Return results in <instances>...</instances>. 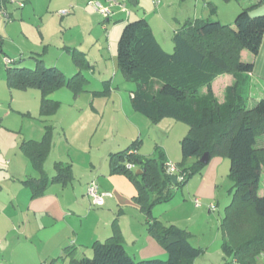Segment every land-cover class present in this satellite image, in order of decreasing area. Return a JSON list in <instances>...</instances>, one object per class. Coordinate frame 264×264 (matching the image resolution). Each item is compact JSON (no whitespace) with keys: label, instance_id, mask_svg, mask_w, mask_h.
Instances as JSON below:
<instances>
[{"label":"trees","instance_id":"trees-1","mask_svg":"<svg viewBox=\"0 0 264 264\" xmlns=\"http://www.w3.org/2000/svg\"><path fill=\"white\" fill-rule=\"evenodd\" d=\"M260 3L264 0L248 6L240 3L234 24H227L211 19L215 6L208 2L209 17L187 18L172 36L171 52L155 39L144 17L125 21L116 58L119 71L135 84L131 92L133 109L152 123L168 117L188 126L179 140L181 159L174 163L175 174L167 171L169 161L159 145L152 156L138 152L140 140L109 154L110 173L124 174L132 181L136 189L133 201L146 216L148 233L164 248L166 256L135 259L126 251L121 233L115 228L112 235L91 244L90 256L79 257L73 245L65 247L69 264H194L203 248L192 244L187 230L152 216V208L171 200L174 188L184 186L191 176L202 172L214 156L228 159L232 183L231 201L219 224L223 257L238 264H255L264 253V194L258 193L264 167V91L258 100L249 103L248 74L254 64L241 57L242 50L253 56L259 51L264 12L251 9ZM1 43L0 38V52L5 53ZM70 53L79 69L71 76L56 66L45 65L39 55L29 56L35 59L30 67L21 63L22 57L16 60L5 54L9 59L8 87L38 89L40 115L54 114L60 102L48 95L63 86L77 95L87 82L81 70L91 67L81 51L72 49ZM223 73L232 74L234 80L226 86L220 101L213 93L212 82ZM107 91L105 86L98 93ZM51 137L52 126L45 125L41 140H25L20 145L39 173V177L23 181L32 197L44 193L52 182L64 184L72 179L71 165L63 162L55 163L51 177L46 175L43 163L51 148ZM203 153L208 154L206 163L200 161ZM189 158L194 160L188 163ZM172 175L176 183L171 181Z\"/></svg>","mask_w":264,"mask_h":264},{"label":"crops","instance_id":"crops-1","mask_svg":"<svg viewBox=\"0 0 264 264\" xmlns=\"http://www.w3.org/2000/svg\"><path fill=\"white\" fill-rule=\"evenodd\" d=\"M138 1L139 0H131V2H135L134 5L136 6ZM256 2L257 0H242L241 5L248 6ZM159 7L160 5L158 8ZM196 7L197 2L194 4L193 15H191V11L186 13L182 19L176 20L178 23L181 22L177 24V26L170 24L165 17V12L161 10L160 14L159 9V19L161 23L157 25L161 27L160 34L164 40L163 43L157 40L154 27L148 20V10L140 6V10H137L138 13L136 15L144 17L148 21L155 39L162 47V44L172 47V36L176 29L179 28L187 18L203 16L200 15L202 13H198ZM114 9V12H120L119 16L117 14V16H114V18H117L115 21L120 20L123 23L124 20L129 18L122 19L123 13L125 12L124 7L120 8V6H117ZM149 10L153 12L151 9ZM251 10L254 12H264V3L252 7ZM130 13V11H127L128 16H130ZM110 21L111 19L106 16L103 23L101 22V24L96 25L95 29L97 31L95 32V37L90 39L91 47L96 48L95 54L101 57H104V54L101 52L102 48H100L103 42V32L106 33L104 36L105 41L109 42L111 33H115V27L121 25L118 23L109 26L108 22ZM83 44L84 41H79L78 43L76 39L65 41L62 45V49L70 54L69 61L64 60L63 62H65V64H63V62L57 60L51 63V66L60 68L65 75H73L75 72L79 71V69L72 60L70 50L76 49L81 51L91 65L90 68L81 70L87 80L83 91H87L86 88L88 87L89 79L83 72L92 71L95 65L89 59L88 51L84 49ZM31 55H39L43 62L45 61L43 53L30 52L28 56ZM241 57L244 60L252 61L254 64L252 72L248 74L249 86L247 90L248 101L252 104L262 96L264 91V33L257 55L253 56L247 50H242ZM33 60L35 65V59ZM69 63H73L74 66H71ZM102 74L103 75H100V77H96L98 82L101 81V89L89 91L91 97L110 94L113 90L111 80L116 76V70L114 69L113 75L111 76L105 72ZM233 80V75L230 73H223L214 79L212 82V90L218 100H223L224 90ZM105 86L108 87V91L103 94L98 93L104 90ZM132 90L130 91V110H124L122 107L119 108L121 119L125 124L124 127L121 129H118V127L114 129L113 132L116 133L115 139L113 138V140L109 141L106 146H102V148L100 147L101 145H97L96 154L90 152L93 147L92 140L89 143L86 155H82L79 151L78 155L73 153L75 147H73L74 143L72 142L74 141H72V137L76 139L83 131H87L90 125L86 120L79 121V113H82L81 111H83L84 105H79V103L72 104L70 107L72 111H75V114L70 112L72 117L69 122L65 124L63 119L58 117L57 112L59 107L52 115H40L39 102L38 115L43 117L41 120V133H39V137L36 138L29 137L22 139L18 147L23 153L20 147L23 141L30 139L36 141L41 140L44 135V126H52L51 148L43 163L44 171L47 176L51 177L55 173L56 162L69 163L72 169V179L64 184L52 182L47 186L44 193L32 197L30 188L25 185L23 181L27 178L39 177L38 171L32 166L30 159L24 153V156H20L18 159L19 167L15 166L14 169H11L10 166L11 163L14 162V159L8 161L7 164L11 171H8L9 174L7 177H2L0 179V192L2 189L5 190L4 194L2 196L0 195V264H69V258L64 255L65 247L73 245L76 248V255L79 257L82 255H89L91 254V244L95 240L106 239L114 233L115 228H118L121 233L122 242L126 251L135 259L152 257L164 258L166 256L164 248L148 233L146 216L133 201V195L136 189L132 181L124 174L110 173L109 154L127 147L135 140H140L141 143L138 152L144 156H152L156 145H159L164 150L169 162L176 163L181 159V153H179V151L177 153L176 151L175 141L172 139V145L167 141L169 137L168 133L166 134L167 138L165 137L159 142L155 141L151 149L147 150L146 147H144L142 141L144 134L154 125H161L164 121L171 118L166 117L157 123H152L146 116L135 111L131 105ZM80 93L73 95L76 98ZM53 100L59 101L57 97L56 99L53 98ZM89 104L97 115L98 111L93 105V98H91ZM101 121L102 117H99V119H97L98 126ZM172 121L173 122H168V125L165 127L173 128L180 123H184L174 119H172ZM68 124L75 130L70 137H67ZM56 125H60L63 129V138L59 134L54 138L53 133ZM98 126L95 127L94 134L97 132L96 129H98ZM179 127L180 131H178V137H176V147L178 148L180 134L185 135L188 131L187 124H180ZM77 156H80L82 159L78 157L80 159V161H78ZM193 160V158H189L188 163H191ZM51 164H53L54 173L50 175L48 174V170L51 169ZM225 172H229L228 159L222 156L212 157L202 172L194 174L188 179L184 185L186 194H182V200L172 204L176 212L178 210L181 211L180 214L175 212L171 213L172 215L164 214L165 210L167 213L168 210L172 209L170 206H166L171 202H167L153 206L152 216L156 217L164 224H174L187 230L190 234L191 242L194 238L196 239L198 235H205L202 229H205L207 222L213 220L212 213L218 209V199H220L218 196H221L223 193L220 189V185L221 183L225 184L227 182L226 179H228L224 175ZM90 181H95L101 191L110 194L104 196V202L100 206H93L86 195V187ZM231 185L228 189V194L231 193ZM186 197L190 199L186 200ZM195 198L200 201L199 206H195ZM210 204H214V210L209 209ZM161 206L163 207L159 208ZM161 209H163L162 212L160 211ZM185 209H189L191 212L183 214L185 213ZM201 227L203 228L201 229ZM217 235L218 234H215L214 239L218 237ZM221 241L222 238L220 240V248ZM197 243L196 246L203 249L206 244L208 246V243L205 241H198V239Z\"/></svg>","mask_w":264,"mask_h":264},{"label":"rangeland","instance_id":"rangeland-1","mask_svg":"<svg viewBox=\"0 0 264 264\" xmlns=\"http://www.w3.org/2000/svg\"><path fill=\"white\" fill-rule=\"evenodd\" d=\"M91 1L95 0H0V38L2 40V49L12 59L17 60L22 57L21 63L23 65L30 67L34 66V60L28 56L30 52L43 53V58L45 60L44 64L47 66L52 65L51 63L57 60L61 62L64 60L69 61L70 54L62 49L63 43L69 39H76L78 43L79 41H84L83 47L88 51V57L95 65L92 71L83 72L89 79L88 87L86 88L87 91L81 92L75 98L72 91L63 86L48 95L49 98L56 99L57 97L60 101L57 114L59 118L63 119L65 124H67L72 117L70 112H75L71 110L70 106L74 103L84 105V109L81 111L82 113H79V121L86 120L90 125L87 131H83L76 139L72 137V141H74L72 142L74 143L73 147H75L73 153L77 155L78 151L82 155H86L91 140L93 147L90 152H92V154L97 153L95 152L97 150V145H101L100 147L106 146L109 141L113 140L116 134L113 132L114 129L117 127L121 129L125 125L121 119L119 108L122 107L124 110H130L129 108H131L130 91L135 88V84L132 81L126 80L119 72L116 58L119 35L126 20H124L123 23L120 20L115 21L117 18H114V16L120 15L119 11L114 12L115 7H124L125 12L123 11L122 19L127 17H129L128 19H137L139 16L136 14L138 13L137 10H140V6L148 10V20L154 27L157 40L163 43L164 40L160 34L161 27L157 25L161 23L159 19V9L160 14L161 10L165 12V17L170 24L177 26V24L181 22L178 23L176 20L182 19L186 13L191 11L190 13L193 15L195 2H197L196 10H198V13H202L200 14L203 15L202 17H209L211 11L207 3L210 2L215 6V13L211 16V19H219L222 23L234 24L235 15L242 2V0L241 2L237 0H139L136 6L132 5L131 0H118V4L112 7V12L108 16L111 19L108 24L109 26L118 23L121 25L115 27V33H111L109 42L105 41L104 36L106 33L102 31L104 35L100 48H102L101 52L104 54V57H101L95 54L96 48L91 47L90 39L95 37V32L97 31L95 29L96 25L101 24V22L103 23L106 16L94 11L90 5ZM98 1L104 2V0ZM159 5L160 7L158 8ZM63 10H67L69 13L60 15L59 12ZM127 11L131 12L130 16L127 15ZM162 45L166 52L172 51L171 46ZM6 57L5 54L0 52V179L2 177H7L9 174L8 171L14 169L15 166L19 167L18 159L20 156H24L18 147L19 143L24 138L39 137V133H41L42 130L41 120L43 119V117L38 115L40 102V93L38 89L8 87L6 82ZM63 64H65V62H63ZM69 64L74 66L73 63ZM114 69L116 70V76L111 80L112 92L110 94L91 97L89 91L101 89V81L98 82L96 77H100L104 72L111 76L113 75ZM66 75L70 76L71 74ZM91 98H93V105L98 111L97 115L93 108L90 107L89 102ZM99 117H102V121L98 126L97 119H99ZM168 122H173L172 118L167 119V121H164L161 125H154L144 134L142 141L147 150L151 149L155 141L159 142L161 139L167 138L166 134L168 133L169 137L167 141L172 145L173 139V141H175L174 144L177 153L178 151L181 153L180 146L179 148L176 147V137H178V131H180V124L185 123H178V127L174 126L173 128H168L165 127L168 125ZM97 126V132L94 134L95 127ZM74 131V128H71L68 124L67 137H70V135L72 136ZM53 134L54 138H56L58 134L63 138V129L60 125L55 126ZM183 135L184 134H180V139ZM78 157L80 156H77V158ZM11 159H14V162L11 163V169H9L7 163ZM78 161H80L79 158ZM51 165V169L48 170V174L50 175L54 173L53 164ZM227 174L228 172H225L224 175L228 178ZM226 180L227 182L225 184L221 183L220 185V189L223 193L221 196H218V198H220L218 199V209L212 213L213 220L206 223L205 229L201 227L205 235L200 234L192 241L194 243L192 244L195 246L198 244L197 239L198 241H205L208 243V246L206 244L203 252L195 259V264H238L233 262L231 258L226 261L220 248L221 232L219 229V222L224 216L225 205L231 201L232 197V193L228 194V189L232 183L229 178ZM4 191L5 190L2 189L0 192L1 196L4 194ZM174 191L173 197L168 201L171 203L166 205L167 207L170 206L172 209L168 210L167 213L165 210L164 214L169 215L173 212L178 214L181 213L180 210L176 212L172 204L182 200V194H186L185 186L174 188ZM258 191L259 194H264V167L261 169ZM185 199L189 200L190 198L186 197ZM162 207L163 206L159 208ZM162 210L163 209L160 211L162 212ZM190 212L189 209H185V213L183 214ZM215 234H218L216 239H214ZM90 255L91 254H89V256ZM255 264H264V253H261L256 258Z\"/></svg>","mask_w":264,"mask_h":264},{"label":"built area","instance_id":"built-area-1","mask_svg":"<svg viewBox=\"0 0 264 264\" xmlns=\"http://www.w3.org/2000/svg\"><path fill=\"white\" fill-rule=\"evenodd\" d=\"M117 4H118V0H104V2H100L98 0H95V1L90 2V5L93 8V10L99 14L104 15V16H109L112 12V7H114ZM68 13H69V11H67V10H63V11L59 12L60 15H66ZM5 62L8 63L9 59L6 58ZM128 167L130 168L132 166L128 165ZM167 171L172 173V174L177 173L176 165L174 163L169 162L167 164ZM86 195L88 196V198H89V200L93 206H100L104 202V196L110 195V194L107 192L101 191L95 181H90L86 187ZM194 204H195V206H199L200 201L197 198H195ZM209 209L214 210L215 209L214 204H210ZM42 264H46V263H42Z\"/></svg>","mask_w":264,"mask_h":264},{"label":"water","instance_id":"water-1","mask_svg":"<svg viewBox=\"0 0 264 264\" xmlns=\"http://www.w3.org/2000/svg\"><path fill=\"white\" fill-rule=\"evenodd\" d=\"M132 4L134 5L135 2H132ZM200 161L203 162V163H206V162L208 161V154H207V153H203L202 156L200 157ZM136 173H137V174H140L141 171H140V170H137ZM170 179H171V181H172L173 183H176V182H177V178H176L175 175H172V176L170 177Z\"/></svg>","mask_w":264,"mask_h":264}]
</instances>
